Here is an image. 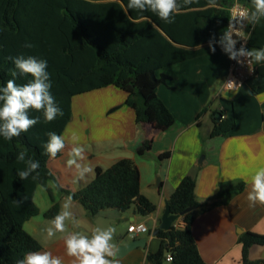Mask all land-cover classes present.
Returning a JSON list of instances; mask_svg holds the SVG:
<instances>
[{"label": "trees", "instance_id": "trees-1", "mask_svg": "<svg viewBox=\"0 0 264 264\" xmlns=\"http://www.w3.org/2000/svg\"><path fill=\"white\" fill-rule=\"evenodd\" d=\"M178 2L181 8L174 14V22L166 23L151 11L129 9L128 0H0V87L9 79L14 78L18 85L32 79L16 70L9 57L46 60L50 92L63 112L46 122L42 110L29 109V116L39 117V123L10 141L0 134V264H15L26 253L41 249L23 224L38 213L33 202L36 186L54 180L47 167L50 156L44 145L47 133L62 134L71 117L73 95L121 84L129 94L139 93L145 99V104L136 110V122L165 131L175 119L155 92L156 85L167 76H156L155 71L211 53L212 37L217 41L215 52H224L218 41L227 27L229 6L239 2L250 11L253 8L251 0H216L215 6L209 0H193L187 5L183 0ZM249 27L247 47L252 49V39L264 30V18ZM261 75L264 63L255 66L254 76ZM261 91L264 85L253 88L254 93ZM232 129L233 123L221 117L208 136H226ZM149 148L150 142L144 140L137 153L143 154ZM21 152L25 154L23 161L17 159ZM30 160L38 161L39 168L21 180L18 173L28 170ZM242 187L240 183L231 185L218 197L227 201ZM56 189L71 196L90 216L106 209H132L140 215L155 211V205L139 192V174L130 158L117 160L76 191L64 190L57 184ZM194 191L195 180L182 177L167 203L170 214L179 216L183 227L172 224L169 230H160L159 249L148 254L147 261L164 264L169 253L171 264H206L191 232L195 210L202 206ZM50 197L53 199L51 194ZM187 208L191 210L185 211ZM57 210L54 204L44 216L53 219ZM239 242L243 264L263 263L250 261L248 249L254 243L264 244V235L245 232Z\"/></svg>", "mask_w": 264, "mask_h": 264}, {"label": "crops", "instance_id": "crops-1", "mask_svg": "<svg viewBox=\"0 0 264 264\" xmlns=\"http://www.w3.org/2000/svg\"><path fill=\"white\" fill-rule=\"evenodd\" d=\"M260 32L252 39V48L264 46V30ZM230 60L225 52H211L155 71L156 76H167L156 85L155 92L175 119L165 131L136 122L138 108L121 84L73 95L71 117L61 134L65 147L47 161L54 180L36 186L33 202L38 213L23 224L24 230L41 245L40 252L50 251L63 264H74L75 258L66 253V237L79 233L91 238L98 232L93 218L102 216L113 220L115 236H125V242H145L143 247L120 258L115 255L107 259L118 264H152L147 255L156 253L160 246L153 231L160 223L168 198L187 175L195 180V199L202 205L195 210L191 226L201 259L206 264H243L239 236L245 232L264 235V204L252 206L247 200L251 177L264 168V91L253 92V88L264 85V75L254 76L236 92L224 90ZM216 113L228 118L233 129L226 136L210 138ZM144 140L150 142V148L138 154L137 148ZM75 147L84 149L85 159L77 162L92 169L82 178L75 166L67 164ZM121 158L134 162L139 192L155 205V211L140 215L132 209H106L90 216L72 200L69 211L73 215L66 221L67 231L47 238L46 228L52 219L44 213L56 204L58 214L68 197L56 189V184L76 191ZM239 183L243 186L240 191L227 201L219 199L221 191ZM132 223H144L148 231L128 233L127 227ZM174 224L183 227L180 218Z\"/></svg>", "mask_w": 264, "mask_h": 264}, {"label": "clouds", "instance_id": "clouds-1", "mask_svg": "<svg viewBox=\"0 0 264 264\" xmlns=\"http://www.w3.org/2000/svg\"><path fill=\"white\" fill-rule=\"evenodd\" d=\"M193 0H183L185 5L192 3ZM252 10H233L228 27L220 36L218 43L222 46L229 59L238 63L243 62V57L248 66L253 63L264 62V48L248 49L245 45H241L236 49V44L240 38L241 30L244 27L243 22L247 24H256L261 18H264V0H251ZM211 6H215L216 0H209ZM127 7L129 9L143 11H151L166 23L174 22V14L178 13L181 4L178 0H128ZM235 21L236 23H233ZM240 24L238 28L236 24ZM215 37L210 38L209 48L215 52ZM31 47V45H27ZM15 65V69L21 74L30 75L31 81L18 85L16 80L9 79L4 87H0V134L5 140H11L13 137L19 136L21 133L27 132L30 128L39 123V117L32 118L29 116V109L43 111L46 122L53 121L58 115L62 116L63 112L56 104L55 98L50 92L51 81L50 74L47 71V61L29 56L24 58L9 57ZM12 76H16V71L12 72ZM234 85V82H229ZM222 117V116H221ZM48 141L44 145L46 153L55 158L57 153L65 147V141L61 135L55 132H49ZM77 137L74 136V139ZM83 147H75L71 150L73 158L67 161L69 167L75 166L79 176L82 178L85 174L92 171L90 167L80 165L77 161L85 159ZM25 154L21 152L17 159L23 161ZM29 167L26 171H19L18 175L21 180H26L30 172L39 168L38 161H29ZM55 186V185H53ZM24 199H27L25 196ZM247 200L252 206L256 203L264 204V168L259 169L251 177V190L248 192ZM72 197L66 198L62 205L61 211L50 221V226L46 228L47 238L51 239L56 233H65L67 231L66 221L72 219L71 207ZM175 222V221H174ZM173 224V223H172ZM111 239L110 233L107 231H98L91 238L79 233L69 234L64 243L68 256L74 257V264H118L106 257L116 255L112 245L109 243ZM15 264H63L60 257L53 256L50 251L28 252L23 259H19Z\"/></svg>", "mask_w": 264, "mask_h": 264}, {"label": "water", "instance_id": "water-1", "mask_svg": "<svg viewBox=\"0 0 264 264\" xmlns=\"http://www.w3.org/2000/svg\"><path fill=\"white\" fill-rule=\"evenodd\" d=\"M129 97L137 108H140L145 104V99L139 93L130 94ZM220 118H221V114L216 113L215 121L218 122ZM189 210H191V208H187L185 211H189ZM178 218L179 216L170 214L168 203H165V208L161 216L160 223L157 226V228L153 231V234L157 235V233L160 230H169L172 223ZM93 220L97 227V231H107L110 233L111 239L109 243L112 245L113 250L116 253V256L119 258L134 248L143 247L145 243L144 241L141 242L142 239H133L129 242H125L126 240L125 236H119V237L115 236V229H113V227L111 226L113 220L107 217L97 216L94 217ZM248 259L250 261L259 260L264 262V244H257V243L252 244L248 249Z\"/></svg>", "mask_w": 264, "mask_h": 264}, {"label": "built area", "instance_id": "built-area-1", "mask_svg": "<svg viewBox=\"0 0 264 264\" xmlns=\"http://www.w3.org/2000/svg\"><path fill=\"white\" fill-rule=\"evenodd\" d=\"M234 9L243 10V9H248V8L239 2L232 3L228 9L229 14H228L227 27L229 25V20L232 17ZM233 23H236V22L233 21ZM243 23H244V27L241 30L240 38H237L235 36L233 37L234 39H238V43L235 46L236 49H239L242 44L245 45L246 48H248L247 45H248V39H249L251 30H250L249 24H247L246 21ZM236 26L239 28L240 24L237 23ZM240 59L243 62L238 63L235 60H230L229 69L224 78L223 85H222V88L224 90L236 92L240 88H242L245 83H247L250 79L254 77V70H255L254 63L248 66L247 62L244 60L243 57H241ZM229 82H234V85H230ZM174 226L178 227L176 224H174ZM147 231H148V228L144 223H135V224L132 223V224H129V226L127 227L128 233H146ZM165 261L169 263L172 261V257L169 253L165 255Z\"/></svg>", "mask_w": 264, "mask_h": 264}]
</instances>
